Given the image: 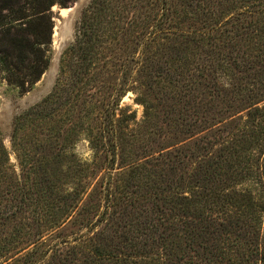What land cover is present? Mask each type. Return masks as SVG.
<instances>
[{"label": "trees", "instance_id": "1", "mask_svg": "<svg viewBox=\"0 0 264 264\" xmlns=\"http://www.w3.org/2000/svg\"><path fill=\"white\" fill-rule=\"evenodd\" d=\"M75 1L0 0L9 85L40 80L53 7ZM76 31L68 126L49 148L68 185L19 179L0 264H264V0H92ZM131 79L158 118L145 137L117 115Z\"/></svg>", "mask_w": 264, "mask_h": 264}, {"label": "rangeland", "instance_id": "2", "mask_svg": "<svg viewBox=\"0 0 264 264\" xmlns=\"http://www.w3.org/2000/svg\"><path fill=\"white\" fill-rule=\"evenodd\" d=\"M91 1L76 0L65 8L53 7L54 30L48 54L50 63L37 83L22 91L9 85L0 74V202L2 205L7 204L14 196L23 195V192L18 190L19 179H26V176L34 179L35 173L36 179L43 181L50 179L60 187L68 185V180L63 176L64 160L61 157H51L49 148L51 143H55V146L63 144L62 133L67 128L69 119L66 108L68 91L64 78L69 77V74L68 71L66 75L63 74L61 63L75 40L83 10ZM63 10L68 11L62 14ZM133 83H136L135 89L124 95L117 115L124 117L125 114H134L136 119L133 122L127 121L130 127L127 129L126 123L123 127L131 131L140 124V130L145 137L155 127L158 118H149L145 123V108L140 100L141 83L135 82V79ZM47 99L49 101H46ZM161 109L159 113L162 119L165 110L163 106ZM44 114L49 117H43ZM16 131L22 142L15 148L12 136ZM21 145L22 148L19 149ZM74 147L76 156L82 161L93 159L88 141L81 139L74 144Z\"/></svg>", "mask_w": 264, "mask_h": 264}, {"label": "bare ground", "instance_id": "3", "mask_svg": "<svg viewBox=\"0 0 264 264\" xmlns=\"http://www.w3.org/2000/svg\"><path fill=\"white\" fill-rule=\"evenodd\" d=\"M67 11H68V10H63V11H62V14L65 13V12H67Z\"/></svg>", "mask_w": 264, "mask_h": 264}]
</instances>
